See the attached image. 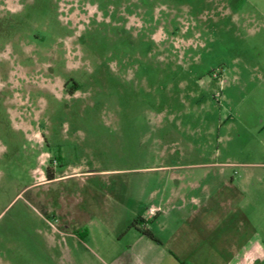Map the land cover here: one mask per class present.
Returning <instances> with one entry per match:
<instances>
[{
  "label": "rangeland",
  "instance_id": "374dc122",
  "mask_svg": "<svg viewBox=\"0 0 264 264\" xmlns=\"http://www.w3.org/2000/svg\"><path fill=\"white\" fill-rule=\"evenodd\" d=\"M112 1L0 0V264H116L170 188L264 212V0Z\"/></svg>",
  "mask_w": 264,
  "mask_h": 264
},
{
  "label": "crops",
  "instance_id": "0c3cea01",
  "mask_svg": "<svg viewBox=\"0 0 264 264\" xmlns=\"http://www.w3.org/2000/svg\"><path fill=\"white\" fill-rule=\"evenodd\" d=\"M164 193L138 225L152 236L133 229L116 264H264L261 203L221 192L225 197L212 192L204 200L196 196L183 200L175 188ZM150 208L159 212L151 216Z\"/></svg>",
  "mask_w": 264,
  "mask_h": 264
},
{
  "label": "flooded vegetation",
  "instance_id": "af4514ba",
  "mask_svg": "<svg viewBox=\"0 0 264 264\" xmlns=\"http://www.w3.org/2000/svg\"><path fill=\"white\" fill-rule=\"evenodd\" d=\"M160 0H113L112 1V8L117 17L118 13H124L125 19L121 21L120 25L125 26L127 28V16L130 14L138 13V12H154L157 9V5L159 4ZM176 13L175 8H170V11ZM114 17L115 24L118 25V21ZM130 28V27H129Z\"/></svg>",
  "mask_w": 264,
  "mask_h": 264
},
{
  "label": "trees",
  "instance_id": "16d2710c",
  "mask_svg": "<svg viewBox=\"0 0 264 264\" xmlns=\"http://www.w3.org/2000/svg\"><path fill=\"white\" fill-rule=\"evenodd\" d=\"M46 177H47L48 180L53 179V176H51L48 172H47V174H46ZM140 222H141V218H138L137 220H135V221L132 223L133 228H134V227L136 228V227L138 226V224H140ZM137 229H139L140 231H142L144 234H147V235H149V236H152V234H151L148 230H144V229H141V228H137Z\"/></svg>",
  "mask_w": 264,
  "mask_h": 264
},
{
  "label": "built area",
  "instance_id": "2783aa9c",
  "mask_svg": "<svg viewBox=\"0 0 264 264\" xmlns=\"http://www.w3.org/2000/svg\"><path fill=\"white\" fill-rule=\"evenodd\" d=\"M150 212H151V214H152V213H154V212H155V210H153V209H152Z\"/></svg>",
  "mask_w": 264,
  "mask_h": 264
}]
</instances>
